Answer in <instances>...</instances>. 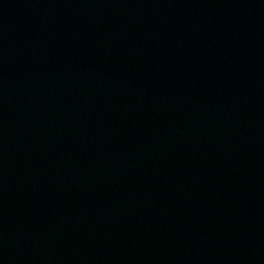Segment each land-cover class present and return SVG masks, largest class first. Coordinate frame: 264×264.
Returning <instances> with one entry per match:
<instances>
[{
  "label": "water",
  "instance_id": "1",
  "mask_svg": "<svg viewBox=\"0 0 264 264\" xmlns=\"http://www.w3.org/2000/svg\"><path fill=\"white\" fill-rule=\"evenodd\" d=\"M0 264H264V0H0Z\"/></svg>",
  "mask_w": 264,
  "mask_h": 264
}]
</instances>
